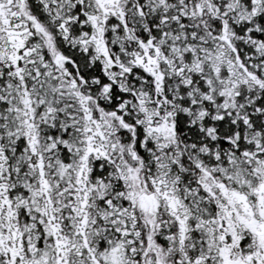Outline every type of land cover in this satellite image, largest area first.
<instances>
[{"label":"snow or ice","instance_id":"snow-or-ice-1","mask_svg":"<svg viewBox=\"0 0 264 264\" xmlns=\"http://www.w3.org/2000/svg\"><path fill=\"white\" fill-rule=\"evenodd\" d=\"M0 264H264V0H0Z\"/></svg>","mask_w":264,"mask_h":264}]
</instances>
